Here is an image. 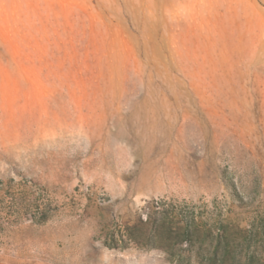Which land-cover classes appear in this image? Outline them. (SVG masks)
Here are the masks:
<instances>
[{
    "label": "rangeland",
    "instance_id": "1",
    "mask_svg": "<svg viewBox=\"0 0 264 264\" xmlns=\"http://www.w3.org/2000/svg\"><path fill=\"white\" fill-rule=\"evenodd\" d=\"M0 264H264V0H0Z\"/></svg>",
    "mask_w": 264,
    "mask_h": 264
},
{
    "label": "trees",
    "instance_id": "2",
    "mask_svg": "<svg viewBox=\"0 0 264 264\" xmlns=\"http://www.w3.org/2000/svg\"><path fill=\"white\" fill-rule=\"evenodd\" d=\"M163 223H165V222H163ZM165 224H168V225H169V229H170V230H173L174 227H172V224L169 223V221H168V223L166 222ZM129 229H130V227H129ZM181 229H182V227H180V226L175 227V230H176V231H180ZM130 234H131V233H130ZM128 235H129V234H128ZM129 236H130V235H129ZM112 238L115 239V238H116V235L113 234V235H112Z\"/></svg>",
    "mask_w": 264,
    "mask_h": 264
}]
</instances>
